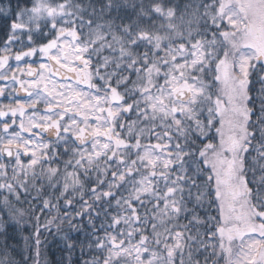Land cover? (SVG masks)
<instances>
[{
    "label": "snow or ice",
    "instance_id": "snow-or-ice-1",
    "mask_svg": "<svg viewBox=\"0 0 264 264\" xmlns=\"http://www.w3.org/2000/svg\"><path fill=\"white\" fill-rule=\"evenodd\" d=\"M0 98V264H264V0H2Z\"/></svg>",
    "mask_w": 264,
    "mask_h": 264
},
{
    "label": "trees",
    "instance_id": "trees-1",
    "mask_svg": "<svg viewBox=\"0 0 264 264\" xmlns=\"http://www.w3.org/2000/svg\"><path fill=\"white\" fill-rule=\"evenodd\" d=\"M2 2V0H0ZM0 102L8 103V101L3 100V98H0ZM62 203V202H61ZM64 209H61V214L63 213ZM55 215V211L52 213ZM45 220V217H41V223H43ZM52 235H49L48 232H44L42 239L46 238V243L41 247V254L39 257L40 264H68V253L65 251H62L63 244L60 243L59 238L55 235V227L51 229ZM22 235H28V232L25 231ZM74 238H82L80 234L73 233ZM29 253L27 251H24V241L21 239L19 241V245L17 248V254L14 255V259L19 262V264H24V257L28 256ZM72 261L73 264H79L80 260V253L79 249H77L76 253L72 255ZM214 259L219 260V264H225V261L223 258L216 257ZM27 264H34V261L32 259H29L27 261Z\"/></svg>",
    "mask_w": 264,
    "mask_h": 264
}]
</instances>
